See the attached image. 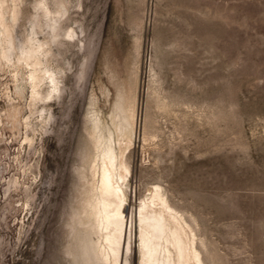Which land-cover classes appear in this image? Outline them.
<instances>
[{
    "label": "rangeland",
    "instance_id": "1",
    "mask_svg": "<svg viewBox=\"0 0 264 264\" xmlns=\"http://www.w3.org/2000/svg\"><path fill=\"white\" fill-rule=\"evenodd\" d=\"M38 1L23 0L13 36L37 24L59 93L30 106L25 70L0 65V264H80L89 120L110 126L119 94L135 123L118 264L139 263L130 218L153 186L204 264H264V0H58L56 42Z\"/></svg>",
    "mask_w": 264,
    "mask_h": 264
},
{
    "label": "bare ground",
    "instance_id": "2",
    "mask_svg": "<svg viewBox=\"0 0 264 264\" xmlns=\"http://www.w3.org/2000/svg\"><path fill=\"white\" fill-rule=\"evenodd\" d=\"M53 1L57 10L50 9L49 0H39L34 11L35 15H41L47 22L50 40L56 42L63 11L61 3L58 0ZM21 4L23 0H0V65H7L16 70V76L19 74L17 71L25 70L26 76L24 75L22 83L29 87L30 106L34 107L38 103L44 104L59 93V73L50 64V42L38 37L37 24L30 29L31 35L25 42L21 41L19 47L15 43L13 31L22 12ZM67 37H74L73 32H68ZM17 93L20 98L24 92L20 89ZM35 109L39 115L38 106ZM43 109L41 110L44 112ZM89 121L92 126L89 134L92 142L90 151L93 150V153L91 152L90 161L86 158L90 166L87 160L86 164L97 179L95 187L84 186L86 191L84 189L80 213L75 217V224L80 228V235L77 234L79 255L76 259L80 264H118L124 253L128 229L126 189L129 188L127 177L130 169L126 151L133 144L135 115L133 111H126L122 95L119 94L114 102L110 126L97 116ZM88 168L84 171L87 172ZM90 183L93 186L91 181ZM130 219L131 225L133 222L137 224V235L136 231L134 235L138 239V264H204L196 248L193 230L170 206L159 186L148 190L147 196L140 202ZM134 228L136 230V225ZM130 233L132 238V230ZM130 244L126 248L129 251Z\"/></svg>",
    "mask_w": 264,
    "mask_h": 264
}]
</instances>
